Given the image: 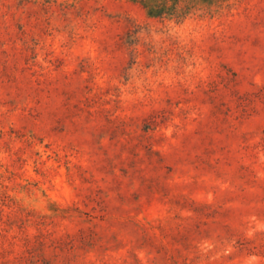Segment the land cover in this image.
<instances>
[{"label": "rangeland", "instance_id": "374dc122", "mask_svg": "<svg viewBox=\"0 0 264 264\" xmlns=\"http://www.w3.org/2000/svg\"><path fill=\"white\" fill-rule=\"evenodd\" d=\"M0 264H264V0H0Z\"/></svg>", "mask_w": 264, "mask_h": 264}, {"label": "trees", "instance_id": "16d2710c", "mask_svg": "<svg viewBox=\"0 0 264 264\" xmlns=\"http://www.w3.org/2000/svg\"><path fill=\"white\" fill-rule=\"evenodd\" d=\"M141 4L146 8L147 14L149 16H162L163 14H170L172 10L181 1L186 2V4L194 3H206L210 4L214 0H139Z\"/></svg>", "mask_w": 264, "mask_h": 264}]
</instances>
